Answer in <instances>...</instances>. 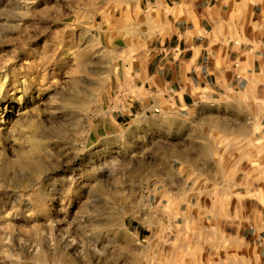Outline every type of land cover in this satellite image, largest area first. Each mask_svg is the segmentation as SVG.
Segmentation results:
<instances>
[{
    "label": "rangeland",
    "instance_id": "obj_1",
    "mask_svg": "<svg viewBox=\"0 0 264 264\" xmlns=\"http://www.w3.org/2000/svg\"><path fill=\"white\" fill-rule=\"evenodd\" d=\"M145 2L0 0V264H256L264 218L244 190L262 184L240 156L210 171L198 218L196 121L129 119Z\"/></svg>",
    "mask_w": 264,
    "mask_h": 264
},
{
    "label": "crops",
    "instance_id": "obj_2",
    "mask_svg": "<svg viewBox=\"0 0 264 264\" xmlns=\"http://www.w3.org/2000/svg\"><path fill=\"white\" fill-rule=\"evenodd\" d=\"M130 12L129 119L196 121V217L213 205L207 193L217 161L232 165L240 156L245 176L262 184L247 183L244 199L255 193L264 218V0H146ZM220 144L240 148L221 154ZM160 189L167 198L169 188ZM263 252L261 246L250 258L264 264Z\"/></svg>",
    "mask_w": 264,
    "mask_h": 264
}]
</instances>
